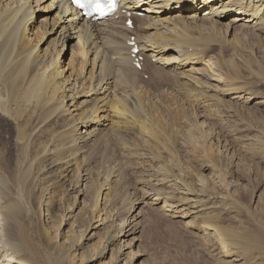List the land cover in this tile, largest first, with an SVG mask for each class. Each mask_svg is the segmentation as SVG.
Masks as SVG:
<instances>
[{
	"label": "rangeland",
	"instance_id": "1",
	"mask_svg": "<svg viewBox=\"0 0 264 264\" xmlns=\"http://www.w3.org/2000/svg\"><path fill=\"white\" fill-rule=\"evenodd\" d=\"M32 1L34 5L37 3V0ZM49 2L41 3L39 8ZM35 13L33 26L40 25L39 29L44 32L38 49L42 54L52 55L61 37L49 36L50 28L46 22L51 23L52 20L47 10ZM42 19L44 24L40 22ZM45 19L48 20L45 22ZM248 37L243 38L233 32L228 37L224 34L217 36L220 46L210 47L209 53L206 52L207 58L204 56L212 67L207 68L208 64L207 67L197 65L205 74L200 77L197 87L192 83L186 85L185 80L179 84L171 74L161 77L158 72H153L158 69L152 70L156 66L150 62L142 63V72L135 68L137 75L133 74L125 82L126 90L130 91L126 100V104L129 103L126 106L130 109L127 108L126 112L133 113L129 124L131 128L124 129L127 131L118 137H111L108 133V137L104 135L81 151L77 146H66V150H63L68 140L60 143L62 140L57 138L56 133H59V128L61 131V124L55 123L44 129L43 136L25 155L22 145H16L13 141L14 132L18 128H27L26 133L31 132L32 135L37 122L26 118L25 113H22L17 126L3 124L0 120V148L6 147L7 150L6 155L0 157V164L7 173L16 176L15 173L29 167L33 178L40 180L50 162L58 165L59 170H63L61 165L67 169L64 186L54 180L49 182V199H41L47 206L43 205L42 209L36 204L30 218L21 219L27 225L33 221L37 225L36 231L49 229L50 237L42 233L41 244L57 247L62 243L65 251L69 249L72 257L76 255L74 264H85L82 255L93 254V245L98 239L90 241L83 251L76 248L78 241L82 242L81 235L74 233V244L65 242V239L70 235V230L77 228V223L83 229L85 222L81 216L91 209L88 191H100L109 183L111 191L105 209L110 210L111 218L114 215L120 222L123 217H128L133 205L136 206L135 211H142V218L138 219L139 232L135 237L138 241L133 246V251L139 257L135 264H264V105L259 108L252 101L264 96V41L260 40L259 43L257 39ZM69 44L61 60L65 66L73 60L75 67H78L82 61L78 47L72 48L71 42ZM119 77L117 74L116 78ZM226 82L247 90L249 94L234 99L231 93L228 96L214 91L218 88L222 91ZM141 125L149 131L142 132ZM5 133L6 137L3 138L1 134ZM45 148H48V152H45ZM51 151L53 154H50ZM107 175L111 178L108 179ZM81 185L86 187L84 196L76 193ZM153 187L160 189L157 191L161 192L162 197L190 194L191 200H196L199 205L197 213L185 219L166 216L169 213L164 212L165 205H156L147 197L153 192ZM67 190L68 195L65 196ZM75 197L80 198L74 211ZM66 208L70 212L65 213ZM202 222L218 230L231 248L229 256L218 254L222 247L212 238V234H215L213 231L207 234L196 227ZM119 247L117 243L114 245V249L119 250ZM28 256L31 261L37 260L32 250ZM108 261L109 258L106 259Z\"/></svg>",
	"mask_w": 264,
	"mask_h": 264
},
{
	"label": "bare ground",
	"instance_id": "2",
	"mask_svg": "<svg viewBox=\"0 0 264 264\" xmlns=\"http://www.w3.org/2000/svg\"><path fill=\"white\" fill-rule=\"evenodd\" d=\"M47 2L46 6L39 8L41 3ZM43 9L47 10L52 20L48 23V19H45L50 28L49 36L61 37L59 46L52 55L42 54L38 49L44 32L39 29L40 25L33 26L35 12ZM118 10L114 16L100 19L99 15H90L80 10L72 0H37L35 5L32 0H0V120L3 124L17 126L23 117L22 113H25L26 118L37 122L32 135L31 132L26 133L27 128H18L19 131L14 132L13 141L16 145H22L25 155L43 136L44 129L55 123L61 124V131L59 128V133L55 132L59 136L57 138L62 140L60 143L68 140V145L64 144L63 150H66V146H77L81 151L108 133L111 137H118L127 131L124 129L130 126L133 113L126 112L127 108L130 109L126 106L129 104H126V100L130 91L126 90L125 82L133 74L137 75L138 70L135 71L132 58L136 47L138 53L135 57L156 66L149 65L152 70H159L153 72H158L161 77L171 74L178 83L185 80L186 85L192 83L197 87L200 85V77L205 75L202 72L204 70L197 65L204 64L207 67L208 64L207 68L212 67L204 56L207 58L206 52L210 47L220 46L217 36L224 34L228 37L233 32L243 38H255L259 43L260 40L264 41V0H228L226 3L225 0H122ZM141 13L144 15H139ZM131 20H134L132 28L127 26V22ZM40 22L44 24L43 19ZM70 42L72 48L78 47L77 52L81 56L82 61L78 67H75L76 62L73 60L66 66L61 60L62 53ZM132 43L135 45H131ZM117 74L120 75L119 78H116ZM224 87L222 91L219 88L214 91L228 96L231 93L234 99H241L249 94L247 90L234 84L227 83ZM252 101L260 108L264 105V96ZM80 110L82 112L79 114ZM139 118L141 119L138 116ZM140 122L139 120V124ZM23 125L27 126L25 123ZM140 127L142 132L148 130L143 125ZM39 134L41 135L38 137ZM1 136L5 138L6 133ZM5 149L6 147L0 148V157L6 155ZM45 149L48 152V148ZM57 166L50 162L38 180L33 178L29 167L21 169L14 176L7 173L0 164V264H10V260L11 264H74L76 255L72 257L69 249L64 250L62 243L57 247L41 244L42 233L47 238L50 237L48 228L36 231L37 225L33 221L28 225L21 221L25 217L30 218L36 204L42 209L46 205L41 199H49L47 186L50 181L54 180L60 186L66 184L67 169L61 165L63 170H59ZM82 185V189L80 187L76 192L78 196L85 194L86 187ZM110 187L107 183L100 191H88L91 209L81 216L85 222L83 229L77 223V228L70 230V235L65 239V242L74 244V233L81 235L82 242L78 241L76 245L80 251L90 241L98 239L93 245V254L82 255L85 264H135L139 258L133 251V246L138 241L135 237L139 232L138 219L142 218V211H135L136 206L133 205L128 217H123L120 222L114 215L111 218L110 210L105 209L109 202ZM157 190L160 189H154L147 197L156 205L164 204V212L169 213L166 216L185 219L197 213L199 205L196 200H191L190 194L174 198L162 197ZM67 192L68 190L64 192L65 196L68 195ZM79 198L75 197L73 200L74 211L78 208ZM66 211L70 212L68 208L65 213ZM196 227L207 234L213 231L215 234H212V238L222 247L218 254L224 257L230 255L231 248L217 229L204 222L198 223ZM116 243L120 246L119 250L114 249ZM31 250L36 253L37 260H30L28 255ZM108 258L110 261L106 262Z\"/></svg>",
	"mask_w": 264,
	"mask_h": 264
},
{
	"label": "snow or ice",
	"instance_id": "3",
	"mask_svg": "<svg viewBox=\"0 0 264 264\" xmlns=\"http://www.w3.org/2000/svg\"><path fill=\"white\" fill-rule=\"evenodd\" d=\"M77 2H79V0H77Z\"/></svg>",
	"mask_w": 264,
	"mask_h": 264
}]
</instances>
